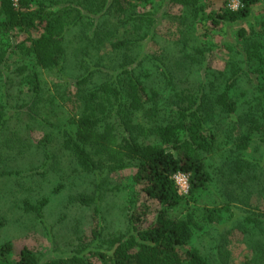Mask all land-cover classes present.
<instances>
[{
	"label": "trees",
	"instance_id": "1",
	"mask_svg": "<svg viewBox=\"0 0 264 264\" xmlns=\"http://www.w3.org/2000/svg\"><path fill=\"white\" fill-rule=\"evenodd\" d=\"M157 1L17 0L15 6L13 0H0V170L10 168L0 176L23 175L14 172L11 163L27 155L28 149L24 143L15 142L21 141L15 140L17 131L9 130L8 87L16 76L23 77L20 83L32 86L31 104L13 111L17 125L23 117L33 122V114L43 102L37 69L52 71L66 88L74 87L69 101L80 104L87 114L79 121L76 136L65 135L63 140L78 165L99 176L93 194L76 200L83 206H94L101 214V202L109 190L103 174L126 166L134 171L131 180L136 190L127 205L128 230L112 243L113 252H93L91 259L74 254L43 264H95L98 258L110 264H228L226 240L218 228L226 214L230 216L226 225L249 235L252 253L245 264H264V212L249 205L252 197L264 198V153L258 158L248 154L255 137L264 146V9L257 16L254 13L264 0H238L236 11L227 7V0H216L209 13L198 5L200 0H165L170 9L164 14L179 6L184 15L179 22L186 24L179 33L183 37L173 41L174 53L165 52V56L163 52L156 55L144 51L158 35L154 12L164 1ZM112 14L116 15L114 24ZM238 22L247 26L236 31L232 43L201 48L186 41L192 29L209 25L214 32ZM119 28L127 31L123 38H117ZM17 34H24V38L13 44ZM203 35L212 40L211 34ZM213 48L227 53L221 71H207V54ZM12 56L18 65L27 61L29 67L17 65L12 70L8 66ZM154 71L165 77L168 89L160 103L157 97L161 93L147 89V79ZM195 73L200 78L192 82ZM181 76L187 78L181 81ZM96 79L98 84H93ZM90 83L93 89L87 88ZM53 105L54 99L49 100L50 109ZM141 109V120L135 122V114ZM95 112L102 116L96 118ZM111 116L122 134V152L113 169L105 166L109 155L112 158L111 146L117 142V133L110 134L112 128L106 121ZM101 121L108 129L104 134L96 129ZM7 133L12 136L7 137ZM140 135L158 136L172 144L169 149L142 144ZM216 153L222 163L223 190L218 196L222 206L206 208L205 218L222 239L216 241L211 261L189 248L197 227L194 219L173 218L171 213L184 200L174 181L176 175L187 178L191 198L199 192H213L206 156ZM239 191L241 200L236 195ZM46 203L24 207L40 217ZM236 204L244 205L240 216L233 213ZM10 252V243L0 248V254ZM14 264L42 263L24 248Z\"/></svg>",
	"mask_w": 264,
	"mask_h": 264
},
{
	"label": "rangeland",
	"instance_id": "2",
	"mask_svg": "<svg viewBox=\"0 0 264 264\" xmlns=\"http://www.w3.org/2000/svg\"><path fill=\"white\" fill-rule=\"evenodd\" d=\"M163 1H161L163 7L154 12L157 21V38L145 46L144 51L156 55H161L163 52L165 56V52L174 53L172 51L174 49L173 41H178L183 37L179 33L186 29V24L179 22L180 17L184 16L179 6L173 7L168 12L169 14L165 15L164 13L168 8L170 9V5L165 0ZM233 1L238 2V0H227L229 9L233 7ZM215 3L217 4L218 1L200 0L198 5L203 7L205 13H209L214 10ZM262 9H264V1L254 10L255 15L261 14ZM112 15L111 23L114 24L116 15ZM243 26L247 25L238 22L223 26L214 32L209 25L197 30L192 29L186 35V41L191 47L201 48L205 46L210 48L213 44L232 43L235 40L236 31ZM126 32L125 29L119 28L117 38H123ZM204 32L207 35L211 34L212 40L206 39L203 35ZM23 38L24 34H17L12 42L14 44L16 39L18 42ZM207 59V71H221L227 62V53L225 49L220 51V49L213 48L207 54ZM16 62V56H12L8 66L15 70L19 66L29 67L30 65L27 61L20 62L19 65ZM37 71L40 76L39 85L43 102L33 114L35 115L33 122L28 117H23V122L20 121V124L17 125L15 120L17 116L13 111L21 105L31 104L32 86L20 83L23 77L16 76L12 78V85L8 87L12 116L8 122L9 130L11 132L16 130L18 139L15 140L21 141L13 140L17 144L24 143L28 149L27 155L12 162L13 164L11 163L12 170L23 175L0 176V248L6 243L11 244L9 254H0V264H14L24 248L31 250L42 264L52 259L68 258L74 254L90 259L94 256L93 252L110 255L113 252L112 243L128 230L127 205L136 190L131 180L134 171L126 166L123 170L103 174V178H101L107 180L109 190L101 202V214L96 213L94 206H83L76 200L79 196L89 197L93 194L99 176L84 171L76 159L64 148L63 140L66 138L65 135L76 136L79 121L87 114L84 115L83 107L80 104L69 101L70 93L75 92L74 87L66 88L52 71L40 69ZM200 73L203 75L202 71ZM196 74L191 77L192 82L199 80L200 77ZM186 78L181 76L180 80L183 81ZM147 80L149 81L147 89L150 88L161 93L157 99L159 103L162 102L168 92L165 77L161 75L160 71L157 73L154 71V76ZM98 82L99 79L93 80V84H98ZM93 84H88L87 88L93 89ZM51 99H54V105L50 109L49 100ZM106 105L108 106V104ZM98 113L95 112V115L99 119ZM142 113L143 109L136 112L135 122L141 120ZM106 121L112 128L110 134L117 133L114 135L117 140L116 144H120L119 146L110 145L113 148L112 158L109 155V160H106L108 163L105 166L113 169L122 152V134L114 125L115 121L112 116ZM103 123L104 121H101V125L96 129L104 134L108 129L105 128V125L103 126ZM11 136L10 133H7V137ZM2 138L3 136L0 137V139ZM138 141L142 144H151L166 149H169L172 144L158 136L147 138L145 135H140ZM253 142V147L248 150V154L258 158L264 153V146L256 137ZM258 145L259 148L256 147ZM253 148L258 149L254 151ZM45 150L52 157L47 158ZM92 157L97 159L93 153ZM216 157L217 153L213 156H206V164L213 178V192L212 190L199 192L194 198H191L186 186L179 181L177 188L184 200L171 213V217L181 219L192 217L194 219L197 227L193 230L194 235L189 248L198 250L203 257L213 261L216 254V241L222 235L223 239H221L226 240L225 249L229 255L228 264H245L252 253L248 245L249 235L244 234L243 230H234L231 226L226 225L230 217L229 214L221 218L219 225L222 227H218L222 232L220 236L205 218L206 208L214 209L222 206L218 198L223 190L221 187L223 180L220 178L223 177L220 173L222 163ZM121 166H125L124 163L121 162ZM9 169H1L0 173ZM236 195L240 198L239 200L243 198L240 191L236 192ZM44 200L47 203L42 208L40 217L27 211L24 207L25 204L38 206ZM249 205L255 211L258 209L259 212H264V198L257 200L252 197ZM243 206L241 204L234 205L233 213L236 216L242 215L245 212ZM93 260L96 261L97 258ZM95 264L110 263L98 258Z\"/></svg>",
	"mask_w": 264,
	"mask_h": 264
},
{
	"label": "built area",
	"instance_id": "3",
	"mask_svg": "<svg viewBox=\"0 0 264 264\" xmlns=\"http://www.w3.org/2000/svg\"><path fill=\"white\" fill-rule=\"evenodd\" d=\"M14 5L16 6L17 4V0H13ZM233 7L231 8L232 11H236L239 8V2H232ZM174 181L177 184H179V181L183 183L184 186H186L187 188V192H188V183H187V178L181 174H178L174 177ZM179 192V191H178ZM180 194V193H179Z\"/></svg>",
	"mask_w": 264,
	"mask_h": 264
}]
</instances>
